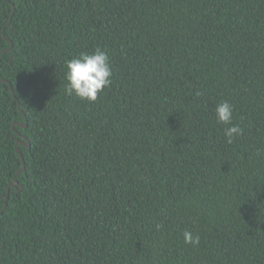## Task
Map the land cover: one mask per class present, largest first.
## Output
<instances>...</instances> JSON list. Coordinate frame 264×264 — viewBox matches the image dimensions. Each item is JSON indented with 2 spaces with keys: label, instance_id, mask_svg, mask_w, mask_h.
<instances>
[{
  "label": "trees",
  "instance_id": "obj_1",
  "mask_svg": "<svg viewBox=\"0 0 264 264\" xmlns=\"http://www.w3.org/2000/svg\"><path fill=\"white\" fill-rule=\"evenodd\" d=\"M0 264H264V0H0Z\"/></svg>",
  "mask_w": 264,
  "mask_h": 264
},
{
  "label": "clouds",
  "instance_id": "obj_2",
  "mask_svg": "<svg viewBox=\"0 0 264 264\" xmlns=\"http://www.w3.org/2000/svg\"><path fill=\"white\" fill-rule=\"evenodd\" d=\"M67 75L66 94H75L80 99L95 101L99 94L112 83V67L108 53L100 47L93 52H82L78 56L66 62ZM197 96L202 95L200 91ZM234 106L225 100L216 106L215 112L219 123L230 125L225 129L227 142L231 144L234 138L243 134V129L238 125H233ZM161 225H157L159 229ZM184 241L186 244L198 246L200 237L193 235L190 231L184 232Z\"/></svg>",
  "mask_w": 264,
  "mask_h": 264
},
{
  "label": "water",
  "instance_id": "obj_3",
  "mask_svg": "<svg viewBox=\"0 0 264 264\" xmlns=\"http://www.w3.org/2000/svg\"><path fill=\"white\" fill-rule=\"evenodd\" d=\"M21 153V152H20ZM22 155V154H21ZM24 163V165H23V167L21 168V170H23L24 168H25V162H23ZM18 181H17V179H15V182H14V184H16ZM8 194H9V188H8ZM7 199H8V197H7ZM7 207V201L5 202V205H4V208H3V210L5 209Z\"/></svg>",
  "mask_w": 264,
  "mask_h": 264
}]
</instances>
